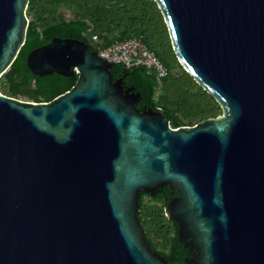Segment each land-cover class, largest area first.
I'll use <instances>...</instances> for the list:
<instances>
[{
    "label": "water",
    "instance_id": "obj_1",
    "mask_svg": "<svg viewBox=\"0 0 264 264\" xmlns=\"http://www.w3.org/2000/svg\"><path fill=\"white\" fill-rule=\"evenodd\" d=\"M177 62L222 115L172 128L138 109L116 64L71 38L30 51L34 76L76 75L50 103L0 92V264H168L137 218L165 217L191 264H264V0H154ZM28 0H0V78L26 39Z\"/></svg>",
    "mask_w": 264,
    "mask_h": 264
},
{
    "label": "trees",
    "instance_id": "obj_2",
    "mask_svg": "<svg viewBox=\"0 0 264 264\" xmlns=\"http://www.w3.org/2000/svg\"><path fill=\"white\" fill-rule=\"evenodd\" d=\"M66 11L72 18L65 17ZM26 15L25 43L10 70L0 78L3 95L50 103L74 86L76 75L38 77L26 66L27 54L53 38L78 40L96 51L115 41L137 39L167 68L168 76L159 80L144 66L131 67L123 82L139 94L136 108L161 109L172 128L191 127L222 115L215 99L177 62L154 0H28ZM92 36L98 38L97 44L92 43ZM125 67L115 64L110 70L113 78L122 77ZM174 196L167 187L153 194L141 193L137 218L151 250L168 264H186L188 253L177 236V226L165 217L166 205Z\"/></svg>",
    "mask_w": 264,
    "mask_h": 264
},
{
    "label": "built area",
    "instance_id": "obj_3",
    "mask_svg": "<svg viewBox=\"0 0 264 264\" xmlns=\"http://www.w3.org/2000/svg\"><path fill=\"white\" fill-rule=\"evenodd\" d=\"M91 41L97 44L98 38L92 36ZM97 53L109 62L123 63L126 66H144L152 70L157 79L168 76L167 68L157 59V57L137 39L115 41L103 47Z\"/></svg>",
    "mask_w": 264,
    "mask_h": 264
},
{
    "label": "flooded vegetation",
    "instance_id": "obj_4",
    "mask_svg": "<svg viewBox=\"0 0 264 264\" xmlns=\"http://www.w3.org/2000/svg\"><path fill=\"white\" fill-rule=\"evenodd\" d=\"M125 86V85H124ZM126 87V86H125ZM131 86H129V87H126V88H130ZM131 88H133V87H131ZM139 102H140V99H139V101H138V103L136 104V106L139 104ZM138 109H140V110H142V109H144V108H138ZM185 249V248H184ZM186 250V249H185ZM187 251V250H186ZM187 253H188V256L187 257H185V259H184V262L186 263V264H191V260H192V257H191V254L187 251Z\"/></svg>",
    "mask_w": 264,
    "mask_h": 264
},
{
    "label": "rangeland",
    "instance_id": "obj_5",
    "mask_svg": "<svg viewBox=\"0 0 264 264\" xmlns=\"http://www.w3.org/2000/svg\"><path fill=\"white\" fill-rule=\"evenodd\" d=\"M65 17H67V18H72V15L68 12V11H66L65 12ZM29 19V18H28ZM18 100H20V101H28V100H26L25 98H23V97H19V98H17ZM145 201H147V199L145 200Z\"/></svg>",
    "mask_w": 264,
    "mask_h": 264
}]
</instances>
